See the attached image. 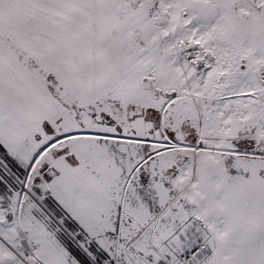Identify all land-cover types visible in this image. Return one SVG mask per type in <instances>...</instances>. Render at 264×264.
I'll use <instances>...</instances> for the list:
<instances>
[{
    "label": "snow or ice",
    "instance_id": "obj_1",
    "mask_svg": "<svg viewBox=\"0 0 264 264\" xmlns=\"http://www.w3.org/2000/svg\"><path fill=\"white\" fill-rule=\"evenodd\" d=\"M0 264H264V0H0Z\"/></svg>",
    "mask_w": 264,
    "mask_h": 264
}]
</instances>
